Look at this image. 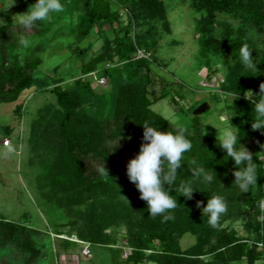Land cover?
<instances>
[{
	"label": "trees",
	"instance_id": "16d2710c",
	"mask_svg": "<svg viewBox=\"0 0 264 264\" xmlns=\"http://www.w3.org/2000/svg\"><path fill=\"white\" fill-rule=\"evenodd\" d=\"M66 1L74 5L68 10L81 5L84 10L79 23L72 29L77 38L86 37L93 28L106 23L115 32L113 39L105 38L104 50L100 54L91 61L82 62L83 74L90 77L103 62L117 61L113 67L98 70V76L105 77L114 89L113 110L106 118H95L79 110L83 93L92 92L91 78L77 81L80 92L62 86L54 89L60 109L57 110L55 129L59 145L53 185L57 187L60 193L58 201L64 207L87 205L86 227L79 232L80 237L90 244H109L113 240L106 232L107 229L124 223L132 235L128 241L132 248L143 251L148 249V243L153 239L160 241L162 248L157 255L152 256V260L158 264H233L249 256L256 246L250 247L246 240L239 239L234 232L220 229L218 224L210 225L208 217H204L201 208L197 207V201H201L202 206L206 205L212 195H221L229 206L228 211L232 203L242 204L254 199L251 195L249 197L248 191L241 192L237 186L234 181L237 166L231 158L226 160L225 151L218 146L217 138L202 133L197 123L199 115L194 117L198 120L196 129L193 132L187 130V138L193 147L185 154V162L177 170V191L185 183L199 189L188 199L177 195L174 186L165 185L170 189V194L177 195V208L165 214L172 219H165L163 215L154 217L148 213L146 202L140 199L138 189L128 179L127 163L140 150L144 131L142 123L159 126L162 131L185 130L154 111L152 104L169 94L173 100L183 97L182 92L186 91V86L154 71L152 62L158 60L155 54L158 39L150 36L149 32L139 33L136 37H132L129 32L122 33L124 29L119 21L121 13L109 0ZM142 2L149 17L161 20L165 31L171 33L163 0ZM195 8L201 13L196 19V32L200 35V54L203 58L221 55L228 50L239 58V50L244 44L253 48L251 55L256 68L247 69L237 63V68L229 74L228 82L224 85L231 92L240 91V98L235 99L232 105L236 114L231 119L241 136L240 143L253 153L261 145L264 133L252 129V106L243 96L248 88L258 93L260 83L264 82V50L245 40V29L252 23L264 27V3L195 0ZM65 11L50 13L47 20L37 22L27 32L20 23L0 26V102H15L25 91L43 85L44 82L37 77V71L43 63L42 47H25L21 41L39 39L49 33L64 18ZM216 12L239 18V29H225L217 36ZM139 48L150 51L151 57L137 58ZM85 50L78 48L80 55ZM155 80L162 87L159 94L150 89L156 83ZM261 162L256 164L260 186L257 199L263 196L264 187V168ZM167 168L165 164V172ZM200 169H204V172L199 177L193 176V172ZM213 169L218 180L211 184L204 182L205 174L214 175ZM224 215L221 220L226 217ZM207 231L215 236L218 245L205 247L207 239L202 235ZM186 232L200 236V240L190 250L182 251L179 240ZM37 234L38 230L33 227L0 216V245L17 248L28 257V264L39 256ZM122 253L121 249L114 250L113 261L116 264H128L134 257L122 258ZM205 254H211L214 260H205L202 257ZM0 264L12 263L0 259Z\"/></svg>",
	"mask_w": 264,
	"mask_h": 264
},
{
	"label": "rangeland",
	"instance_id": "374dc122",
	"mask_svg": "<svg viewBox=\"0 0 264 264\" xmlns=\"http://www.w3.org/2000/svg\"><path fill=\"white\" fill-rule=\"evenodd\" d=\"M109 1L121 13L119 21L124 29L122 33L129 32L132 37H136L139 33L149 32L150 36L158 39L155 53L158 60L152 62L154 71L186 86L183 97L173 100L169 94L153 103L152 109L177 127L193 132L198 121L194 119L193 110L207 101L210 109L199 115L197 122L202 133L217 138L218 130L213 125L222 129L234 127L237 131L231 119L236 112L228 97L229 93L234 92L226 90L224 85L228 82L229 74L237 68L239 58L229 50L221 55H211L210 58L202 57L200 35L196 32V19L201 13L195 8V0H163L171 33L165 31L161 20L149 17L142 0ZM240 1L264 3V0ZM35 2L27 1L20 8L8 12L6 8L0 10L5 19L2 21L19 24L23 19L22 14ZM61 2L67 10L64 18L43 37L29 40L30 48L36 45L42 47L43 63L37 71V77L44 82L43 85L25 91L15 102H0V216L38 230L36 245L39 256L31 264H116L113 252L119 249L123 252L122 258L134 256L128 264H158L152 260V256L157 255L162 248L158 239L150 241L146 250L134 249L128 244L132 236L128 232L129 228L121 223L107 229L113 240L109 244L86 243L79 232L86 227L87 205L64 207L58 201L60 193L53 185V172L59 145L55 129L60 107L54 89L62 86L80 92L77 81L91 78L92 92L82 91L85 93L79 110L95 118H106L113 110L114 89L109 81L100 84L95 77H99L98 70L102 67L107 69L117 63L116 60L103 62L90 77L83 74L82 62L91 61L100 54L104 50L105 38L113 39L115 32L106 23L93 28L86 37L77 38L72 29L83 15L82 5L68 10L74 5L66 0ZM215 15L217 36L225 29H239V18L224 12H216ZM245 30V40L264 50V27L252 23ZM78 48L86 49L83 55H80ZM157 80L150 89L159 94L162 87ZM7 138L11 141L9 146L4 145ZM261 144H264V137ZM261 151L264 149L259 146L253 152L255 168L258 161H262L264 168V153H259ZM259 188L257 181V185L248 190L249 197L251 195L254 199L242 204L232 203L224 215L226 217L217 222L220 229L234 232L239 239L246 240L250 247L256 246L249 256L233 264H264V187L263 196L257 199ZM202 236L207 239L206 248L218 245L217 239L209 231ZM199 240L200 236L186 232L179 240L182 251L190 250ZM86 245L90 246L89 251L85 249ZM202 257L208 261L214 260L211 254ZM0 259L12 264H28V257L15 247L0 245Z\"/></svg>",
	"mask_w": 264,
	"mask_h": 264
},
{
	"label": "clouds",
	"instance_id": "9594fccd",
	"mask_svg": "<svg viewBox=\"0 0 264 264\" xmlns=\"http://www.w3.org/2000/svg\"><path fill=\"white\" fill-rule=\"evenodd\" d=\"M13 3L15 0H12L11 4ZM63 11L64 6L61 0H36L34 4L29 6L28 11L22 14L23 19L19 23L27 32L37 22L47 20L50 13H62ZM21 43L28 47L30 41L23 40ZM252 49L244 44L239 50L238 63L244 68H256V63L251 55ZM228 97L233 105V99L240 98V91L229 93ZM243 98L252 106V129L264 133V82L260 83L258 93L248 89L244 92ZM220 107L223 108L224 105L221 104ZM142 125L144 131L140 150L134 158L128 161L127 176L129 181L138 189L140 199L146 202L150 215L154 217L163 215L165 219H172L170 215L165 214L177 208V195L191 199L193 192L199 189L185 183L177 191V174L179 173L177 170L185 162V154L192 150L193 145L187 138V130L162 131L159 126L150 123H142ZM213 126L218 130L217 144L225 151L226 160L231 158L237 166V170L234 172V181L237 186L241 192L252 190L257 185V177L259 176L253 166V153L240 143L241 136L234 127L222 129L216 125ZM260 147L264 149V144H261ZM259 153H264V151ZM165 164L168 166L166 172ZM202 172L204 169L195 171L193 176L199 177ZM213 172L214 175H204V182L211 184L214 180H218L214 169ZM165 185L174 186L177 195L170 194V189ZM197 207L201 208L202 215L208 217V222L212 226H215L221 216L228 211L227 202L221 195L209 196L206 205L203 206L201 201H197Z\"/></svg>",
	"mask_w": 264,
	"mask_h": 264
},
{
	"label": "crops",
	"instance_id": "0c3cea01",
	"mask_svg": "<svg viewBox=\"0 0 264 264\" xmlns=\"http://www.w3.org/2000/svg\"><path fill=\"white\" fill-rule=\"evenodd\" d=\"M27 1L32 2V1H36V0H18V1L15 0V3L12 4L11 6H9L7 3H9V2L12 3V0H0V10H3L5 8L7 9V12L9 10L12 11L13 9L16 10V9L20 8V6H22V4L25 5L27 3ZM1 13H2V11H0V26L3 24H10V23H6V22L2 21L5 19H3V16Z\"/></svg>",
	"mask_w": 264,
	"mask_h": 264
},
{
	"label": "built area",
	"instance_id": "2783aa9c",
	"mask_svg": "<svg viewBox=\"0 0 264 264\" xmlns=\"http://www.w3.org/2000/svg\"><path fill=\"white\" fill-rule=\"evenodd\" d=\"M136 57L137 58H150L151 57V52L150 51H146L144 49H138L137 52H136ZM95 80L97 81V83H100V84H106L107 83V79L105 77H95ZM10 140L7 138L5 141H4V145L5 146H9L10 145ZM85 249L87 251L90 250V246L89 245H86L85 246Z\"/></svg>",
	"mask_w": 264,
	"mask_h": 264
},
{
	"label": "water",
	"instance_id": "95a60500",
	"mask_svg": "<svg viewBox=\"0 0 264 264\" xmlns=\"http://www.w3.org/2000/svg\"><path fill=\"white\" fill-rule=\"evenodd\" d=\"M209 109H210V105L207 101H205L193 110V114L194 115H202V114L207 113L209 111Z\"/></svg>",
	"mask_w": 264,
	"mask_h": 264
}]
</instances>
